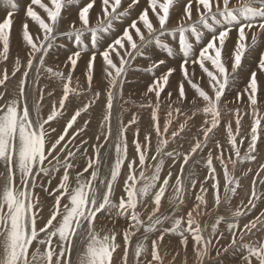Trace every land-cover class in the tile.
<instances>
[{"label":"snow or ice","instance_id":"obj_1","mask_svg":"<svg viewBox=\"0 0 264 264\" xmlns=\"http://www.w3.org/2000/svg\"><path fill=\"white\" fill-rule=\"evenodd\" d=\"M7 2L13 10L16 8L14 0ZM73 2L75 0H30L25 14L38 25L39 32L36 35L30 32L27 22L22 25V40L27 49L26 62L22 64L18 57L11 72L12 77L18 72L21 73L14 97L7 91V69L0 72V264H74L72 252L77 238L82 233L87 243L77 264H117L114 254L118 249H122L118 264H163L159 248L165 233L177 234L185 249L191 238L195 256L200 264H203L204 258L209 256L213 237L220 236L217 229L221 221L218 219L212 225L211 234L206 238L203 235L206 229L201 227L195 216L205 214L201 206L207 205L205 196L209 188L213 190L214 206H220L221 182L214 166L213 151L210 150L205 163L207 174L200 183L201 194L195 196L193 206L176 216L175 213L181 211V206L186 202L185 166L208 146L210 134L221 125L222 97L229 80L234 78V74L241 67L250 47L249 39L255 44L257 35L264 33V0H184L175 28H169L168 25L170 13L178 0H147V6L136 19L123 28L119 36L102 51H93L90 54L85 70L87 89L81 88L78 78L73 86V73L80 60L81 51L86 49L74 51L67 58L64 65L69 69L67 74L46 66V57L55 39L62 11L66 4ZM138 3L139 0H129L127 8L121 10L122 0H99L100 10L93 24L90 11L97 5V0H88L78 10L79 26L76 22L71 23L68 35L73 36L79 44L81 38L88 34V43L92 48H96L98 35L109 32L114 22ZM33 6L42 10L45 15L42 16ZM12 25L13 11H8L0 20V60L3 61L9 58ZM233 31L237 35L235 47L231 55L225 58V43ZM170 32L177 34L175 47L182 57L179 63L182 79L178 84L176 99L173 100L172 92L167 93L168 111L161 124L158 116L161 94L168 87L169 78L177 71L176 68L169 67L152 80L144 93L145 96L152 94L155 97V103L149 99L147 105L141 104V107L152 108L150 130L141 140L140 129H135L130 154L126 133L131 125L137 123V116L133 114L127 124L118 122V132L114 137V160L108 165L109 173L101 176V150H110L105 146L113 140V104L115 99L123 98V77L127 66L137 56H143L149 45H158L166 51L169 58L173 57L172 47L162 39ZM206 32L207 39L201 44ZM197 44L200 45L198 50ZM97 55L103 60L107 80L106 103L99 125L101 132L95 136L96 143L91 145L92 155L86 156V165L81 171H76L75 157L77 153L86 155L81 149L88 141L82 140L78 145L75 141L87 130L90 121L85 120L78 128L74 126L78 118L96 103L101 92L96 91L87 103L75 109L61 129L53 127V123L63 117L70 96H79L83 91H91ZM227 61L231 62L230 68ZM165 63V59L154 61L149 71ZM196 66L202 74L200 78L207 77L208 90L195 82ZM42 71L59 80L62 85L60 98L51 103L46 115L42 114L45 92L43 88L38 87ZM258 71L264 73V55L259 58ZM31 73H35L32 83L37 86L38 92L34 105L29 103L28 82ZM185 82L194 90L196 96L191 103L195 105L199 102L200 105L191 115L183 113L179 107L173 109V104H183L187 99ZM259 88L257 72L253 71L243 91L236 94L234 101H230L243 103L246 96L250 111L241 115L239 108L229 109L228 112L235 121V129L231 120L225 125L227 144L230 148L226 149L220 141L215 142L214 150H218L215 160L222 167L223 193L229 202L231 194L241 185L225 164V152L234 153L241 162L256 161L257 156L254 154L257 152L258 142L264 136V113H261L259 108ZM47 95L52 96L53 93L48 92ZM173 112L186 118L179 123L176 130L170 132L172 121L176 118ZM197 113L203 114L199 126L202 139L195 138V143L183 153L176 149L169 150L170 143L184 133L188 121ZM244 115L249 116L252 123L248 133L241 136V121ZM237 137L241 138L238 140ZM245 140L248 141L247 149L241 157V146ZM165 157L172 161L170 168L177 163L180 165L174 180L171 170L161 176ZM228 160L235 169L236 161L230 156ZM148 161L155 163L148 164ZM146 165L151 169V175L145 174ZM123 168L127 169L125 178L122 184L118 185ZM251 172L252 169L248 168L243 175ZM262 173L264 163L260 164L254 174L251 181L252 190L246 204L241 201L248 211L256 207V200L264 198L256 192L257 181L264 185ZM57 174L59 179L56 186L50 187L53 175ZM43 178H47V184L40 182ZM195 183V180L190 181L193 187ZM233 184L235 186L230 187ZM38 187L52 201L47 217L43 216L44 204L40 193L36 191ZM116 187L121 188L119 197L115 196ZM169 188L172 195L167 199L168 203L173 205V214L160 215L162 201L166 199ZM141 206L147 212L146 220L141 218L138 211ZM106 211H110L114 217H127V227L122 232L110 230L109 233L101 235L96 229V222L98 215ZM244 215L246 212L240 208L234 211L233 216L237 221L227 226L231 238L223 251L227 252L229 248L239 246L244 249L243 264H264V239H258L256 244L245 242L246 233L253 235V230L264 228V211L241 226L238 218ZM167 222H170L171 226L164 228L148 245L149 234L157 232L158 226ZM141 229L143 239L133 245L132 238L141 232ZM118 235L121 237L119 242ZM130 248L133 249L131 260ZM219 255L218 250L217 256Z\"/></svg>","mask_w":264,"mask_h":264},{"label":"bare ground","instance_id":"obj_2","mask_svg":"<svg viewBox=\"0 0 264 264\" xmlns=\"http://www.w3.org/2000/svg\"><path fill=\"white\" fill-rule=\"evenodd\" d=\"M14 1H16V8L13 10L11 5L8 4L7 0H0V20H2L6 16V13L8 11H13V25H12V29H11V35H10V51H9V55H10V58L13 57L15 60L19 57V59L21 60V63L24 64L26 62V51H27V49H26V46H25V44L23 43V40H22V25L25 22H27L29 24L30 32H32L34 35L38 34L39 29H38V25H36L35 22H33L29 18H27L26 14H25L26 13V8L30 4V0H24L25 4L22 3V0H14ZM45 2H47V0H45ZM87 2H88V0H75V2H73L71 4H66L65 8L62 11V18L60 20L58 29H57V31L55 33V39L52 42V47L50 48V50L48 52V55L46 57V66L52 67L56 71L62 70L65 74H67L69 69L64 67L65 62L67 61V58L70 55H72L74 51L81 50V49H86L84 51H81L80 60L78 61L76 70L73 73V83H74V77L77 76V78L79 79V84L81 85L82 89H87V80H86V76H85V70H86V64H87V61L89 59L90 54L93 51H95V52L102 51L103 48L106 47V45L108 43H110L112 40L115 39V35H114L115 34V29L114 30H110L109 32H107L105 34L98 35V38H97L98 39V45H97L96 48H92L91 45L88 43V40H87L88 34H85V36L81 38V41H80L79 44H77V42L74 40L73 36L68 35L69 25L71 23L76 22L77 26H79L78 10H79L80 7L84 6ZM128 3H129V0H124L122 2V9L121 10L126 9L127 6H128ZM183 4H184V0H178L176 5L174 6L173 10L171 11V13H170V21H169V25H168L169 28H175L176 27L177 19H175L174 13L179 11L178 15H180L181 14L180 11H182ZM146 6H147V0H139V3L137 5H135L133 8L129 9L127 14L124 15L125 19L124 20L120 19V20H122L121 23H126L127 21L130 23L132 20L136 19L138 17V15L140 14V12ZM33 7L36 8V6H33ZM36 10L40 11L39 13L42 16L45 15L42 12V10H40L38 8H36ZM99 10H100V8H99V0H97V5L90 11V19H91L93 24H95L96 16H97V13L99 12ZM194 19H195V13H194ZM61 32H63V33H61ZM59 33H61V36H60ZM166 39L170 40V33L167 35ZM236 39H237L236 32L233 31L232 32V38L230 39V42H229V38H228V40L225 43V48L227 47L228 43H230V45H229L230 48H227L228 50H226L224 48L223 55H224L225 58H227V57H229L231 55V53H232V51H233V49L235 47ZM260 40H262L261 41L262 43H260L261 48L254 49V53L255 54L253 53L254 54V58L257 59V61H256L257 64L253 65L252 69H253V71L258 72V75H257L258 84L260 85V89L262 91L264 89V73H261V72L258 71V61H259V58L261 57V55H264V33H260V34L257 35V41H260ZM249 44H252L250 39H249ZM67 46H70V49H65V47L67 48ZM151 47H153L154 49L158 48V49L161 50V52L163 54L162 55V59H165L166 63L164 65H161L157 69L149 71L150 65L154 61L159 60L154 55L153 50L152 51L148 50V48H151ZM225 50L228 51L227 55H225ZM250 57H251V55H250ZM49 59H52L53 63H50ZM175 63L179 65L180 62H177V61L169 58L167 56L166 51L163 48H161L158 45H149L144 50V55L140 56V59H138L136 57L134 60H131L129 65L127 66L126 74L123 77V98L122 99L121 98H117V99L114 100L111 123H112V131H113V136H114L115 130L118 127V122L123 121L125 124H127V122L131 119V115H133V114H137V117L140 116L142 118V119L140 118L141 121H140V124L138 126H133L134 128H129L128 131H127V133H128L127 136H128V139H129L128 142L130 143L129 144V146H130L129 147V153L130 154H131L132 148H133V145H132L131 142L133 141L132 139L135 138L134 137L135 129L139 128L142 131V135H143L142 137H144V134L147 131L150 130V123H151L150 114H151L152 108L146 107V106L145 107H141V104L147 105L149 99H151L153 101V103H155V97L152 94H149V96H145L144 93L146 92V89H147L148 85L152 82V80L155 79L156 77H158L159 75H161V73L166 71L167 68H169V67H173V68L177 69V71L173 74V76L169 78V81L173 77H175L176 84H177L176 86L178 88V84H179L180 80L182 79V76H181L180 72L178 71L179 70V66H176ZM227 63H228V66L230 68V63L231 62L227 61ZM139 65H144V66H141L140 70H139V71H141L142 74L139 75V76H135V78H132L131 79L132 83L130 82V86L127 87V83L128 82L124 83V78L126 77V80L128 79V75H129L128 69L129 68L130 69L131 68L138 69ZM69 67H70V65H69ZM240 69H242V68H240ZM13 70H14V67H10L8 69V73L11 75V72ZM21 71H23V69ZM196 74H197V72H196ZM237 74H238V72H237ZM20 75H21V73L18 72L15 77L10 79L8 85L9 86L13 85L14 88H15L17 83H18V81H19V79H20ZM34 76H35V73H31L30 74V78H29V82H28L29 103H30V105H34L35 100H36V98L38 96V92L36 90L37 86L32 83V79L34 78ZM96 77H97V79H96ZM196 77H197V79H196L195 82H197V83L202 82L204 84L203 88H205V90H208L207 89V77H205L203 79H201L197 75H196ZM249 79H250V77H249ZM137 82H139V83H137ZM247 82H246V84H247ZM124 84L126 85V87H124ZM172 86H173V84H172ZM38 87L43 88L44 92H45L43 103L58 101V99L60 98V96L62 94L61 82L59 80L51 78L49 76V74L47 75L43 71L40 74ZM54 88H56V90H54ZM170 89H171V87H170ZM51 90H54V92H52ZM106 90H107V80L105 79L103 60H102V58L99 55H97V59H96V62H95V65H94V71H93L92 89H91V91L86 92V93H85V91H83L84 93L82 95H79V96L75 95V97H74V107H75V109H77L79 107H82L84 103H87L89 101L90 97H93V93H95L96 91H100L101 95H100L99 99L96 101V103L93 104V106L89 109V113H87L85 115H82L79 118V121L82 124L84 123L85 120H90V123L87 126V130L85 131V134L77 137L76 141L80 142V141L86 139L91 144L96 143L95 136L101 132V129H100L99 125H100V122H101V119H102V115H103V112H104V105L106 103ZM12 91L13 90H8L9 93H12ZM185 91H186L187 99L183 102V104H173V109H175L177 107H180V108H182V107L191 108V107H199L200 106L199 102L197 104H195V105L191 103V101L193 99H196V96H195V93H191V94L188 93V92H190V86L186 82H185ZM242 91L243 90H241L240 92H242ZM48 92H52L53 95L52 96H48L47 95ZM168 92H171V91L169 90ZM226 94H228V93L226 92ZM176 95H177V89L175 90V92H173V100L176 99ZM234 95H235V93H234ZM14 96H15V94H14ZM189 98H191L192 100H190ZM259 98L264 101V94L261 95L259 93ZM226 100H227L226 98L222 97V101H223L222 113L223 114H224V112L226 113V112H228L229 109L233 108V104L226 103ZM244 101L245 102L239 103V104L235 103V106H239V105L243 106L244 104L246 105V96L244 97ZM262 102H259V108H260L261 111L264 110V103H262ZM44 107H46V109L49 112L51 104H50V106H44ZM71 107H73V102H70V101L67 102L66 109H69ZM160 108H161L162 111H164L163 114H165L164 117H162V120L160 119L161 123H163V121L166 119V115H167V111H168L167 93L163 94V95L161 94V107ZM130 110H133V112L129 113ZM246 111H248V110H246ZM127 115L130 116L129 119L126 118ZM229 117L231 118V116H229ZM160 118H161V116H160ZM202 120H203V114L202 113L200 115L194 117L193 122L197 123V125L195 126V129L192 131L193 133H191L190 135H188V134L184 135V133H183L184 136H187V135L188 136L186 138L184 137V139H178L180 144L182 145V147L185 150L190 148L191 145L195 143V138L199 137V138L202 139V135L199 134V126L201 125ZM245 120H246V118H245ZM228 121H229V119H228ZM138 123H139V121H138ZM232 123L235 124V121H234L233 117H232ZM251 123H252V121L247 122V125L249 126V128L251 126ZM178 125H179V122H178ZM188 126H190V125H188ZM188 126H186V127H188ZM171 129H173V128H171ZM153 136H155L154 133H153ZM141 140H142V138H141ZM226 141H227V139H226ZM224 143H225V141H224ZM110 144L114 145V137H113V140H111L109 142V144L106 145V146H109ZM111 152H112V150H109L108 161H107L108 165L111 164V162L114 160V154H111ZM208 152H209V149H208L207 153ZM207 153H205V155H207ZM226 154H228V153L226 152ZM76 157H77V170L81 171L83 169V167L85 166L82 163V160L84 159V157L82 158V160H81V155H76ZM230 163L231 162H229L227 160L225 161V164H230ZM228 169H229V172L231 173L233 171V165L232 164L229 165ZM167 171H169V170H167ZM146 172H147V170H146ZM125 173H126V168H123L122 169V175H121L119 181L117 182L118 185L122 184L123 179L125 178L124 177ZM58 179L59 178H57L55 180V182H54L55 185H56ZM54 183H53V185H54ZM196 191H197V189H196ZM120 194H121V188L120 187H116L115 195H120ZM226 217L231 218L233 216H225L224 214L217 213L215 221H217L218 219L220 220L222 218H226ZM107 222H109V221H107ZM206 222H209V220H207ZM168 237L171 239L169 242H166V241H161L160 242V245H161V247L164 248V251H166V254H167L168 250H171L170 254H172L173 257L174 256L175 257L176 256L179 257L180 254H185L186 259H181L182 262L179 261L180 263L178 262V259H177V261H174V262H167V260H166L167 257L164 258L165 252L163 251L164 252L163 253L162 250H161L163 255H162L161 252H160V255L162 257L163 264H200L199 260L195 256L194 251L192 252V250H189V249H191V245H192L191 238H189L188 246L185 249L180 244V242L175 243L174 246H172L173 244L170 245V243H174L177 239H179V236L177 234L168 233ZM156 238H157V236L156 237H152L151 240L152 239H156ZM212 249H213V244H212V247H210V249H209V256L204 258L203 264H210V262L215 259V255L212 254ZM241 249H242L241 247H238L239 251ZM121 253H122V249H118L117 252L114 255L116 260L120 258ZM167 256H169V255H167ZM130 260H131V258H130ZM77 262H78V259H74V264H77ZM241 263L243 264V261Z\"/></svg>","mask_w":264,"mask_h":264},{"label":"rangeland","instance_id":"obj_3","mask_svg":"<svg viewBox=\"0 0 264 264\" xmlns=\"http://www.w3.org/2000/svg\"><path fill=\"white\" fill-rule=\"evenodd\" d=\"M123 1L124 0H122V2ZM14 2L16 4V1H14ZM22 3H24V0H22ZM38 12H40V11H38ZM178 12L179 11H177V12L174 13V17L177 20H178V17H179ZM180 12H182V11H180ZM120 19L124 20L125 19L124 15ZM120 19L118 21H115L114 22L113 27L111 29V30H114L115 29V34H114L115 35V38L117 36H119V34L123 31V28L126 27V25L129 24L128 21L126 23H121L122 20H120ZM61 33H63V32H61ZM61 33H59L60 36H61ZM167 35L164 36V37H162V39L166 43H169V45L172 47L173 57H171V59H173V60H175L177 62H180L181 61L180 58H182V57H181V54L177 51V49L175 47L176 42H177V34L174 33V32H170V40H167L166 39ZM207 36H208V33L206 32L205 33V37L201 41V44L207 39ZM231 38H232V33L229 34V42H230V39ZM262 40L256 41L257 43L255 42V44H249L250 47H249L248 51L246 52L245 57L243 58L242 63H241V67L240 68H242V69L239 68L238 71H237L238 74L235 73L234 74V78H230L229 85H228V87L225 90V94H224L223 98H226L228 100V101L226 100V103H230V101H234L235 100L234 98H235L236 94L239 93L241 90H243L245 88L246 82L248 81V79L250 77V74L253 72V69H252L253 68V65H256L257 64L256 63L257 59L254 58V54H255L254 53V49L261 48L260 43H262L261 42ZM229 45H230V43H228L227 47L225 48L226 50H228L227 48H230ZM199 47H200V45L197 44L196 45V50H198ZM65 49H70V46H67V48L65 47ZM148 50H150V51L153 50L154 55L156 56L157 59H162V55L163 54H162V52H161L160 49H158V48L157 49H154L153 47H151V48H148ZM226 50H225V55L228 54V51H226ZM250 55H251L252 58L250 57ZM137 58L140 59V56H137ZM15 61L16 60L13 57L10 58V55H9V58H8L7 61L0 60V72H2L4 69H7V71H8V69L10 67H15ZM49 61H50V63H53V60L52 59H49ZM141 66H144V65H139L138 69H135V68H131V69L129 68L128 69V72H129L128 79L126 80V77L124 78V83H127L128 82L127 83V87L130 86V82H131V79L132 78H135V76H139V75L142 74L141 71H139ZM176 66H179V65L176 64ZM195 71L197 72L196 75L198 77H201L202 74H201L200 69H199L198 66H196ZM45 74H47V73H45ZM257 75H258V72H257ZM205 77L206 76H204L203 78H205ZM11 78H13V77L9 74V80L7 81V91L8 90H13L12 93H11V95L14 96V94L16 95L19 81H18L16 87L14 88L13 85H10V86L8 85ZM96 79H97V77H96ZM75 80L77 81V76L74 77L73 86L76 85V81ZM137 83H139V82H137ZM172 84H173V86H172ZM199 84H200L201 87L204 86V84L202 82H200ZM176 85H177L176 84V79H175V77H173L169 81V85H168V87L165 88V91L162 93V95L168 93L169 90L172 93L175 92V90L177 89V86ZM169 86L171 87V89H170ZM124 87H126L125 84H124ZM54 90H56V88H54ZM54 90H51V91L54 92ZM260 91H261V89L259 88V91H258V101L259 102H262L263 100H261L259 98V93L261 95H263L264 94V89L261 92ZM86 92H89V91H85V93ZM226 92L228 94H226ZM188 93L189 94L194 93V90L191 89V87H190V92H188ZM234 93H235V95H234ZM74 97H75V95L70 96V99H69L70 102H73V107H71L69 109H66V111L64 112L63 117H61L58 122H54L53 123V127H56L58 130L61 129L64 126V122L68 118H70V116L72 114H74V110H75V107H74ZM189 99L192 100L191 98H189ZM69 101H67V102H69ZM67 102H66V105H67ZM51 103L52 102L43 103V106H42V114L46 115L48 113V110L44 106H50ZM262 103H264V101ZM230 104H233V108H232L233 110L236 109V108H239L240 109V112H241V115H243L246 112V110L250 111V109H248V107H247V103H246V105L244 104L243 106H241V105L235 106V103L234 102H232ZM196 108L197 107H191V108L182 107L181 110H182L183 113L186 112L188 115H191L192 114V111L194 109H196ZM132 112H133V110H130L129 111V113H132ZM163 112L164 111H162L161 108H160V110L158 112V116H159V118L161 116V118H160L161 120H162V117H164V115H165V114H163ZM87 113H89V111ZM87 113H83L82 115H85ZM261 113H264V110L261 111ZM200 114L197 113L196 116H198ZM135 115L137 116V114H135ZM173 116L176 117V118H175V120L173 119L172 125L170 126V129L173 128L174 130H176L177 127H178V122L179 123H180V121L183 122L185 120L184 119L185 116L184 115L177 116V114L175 112H173ZM222 116L223 117H222V120H221L222 122H221L220 127L217 130H214V132L212 134H210L211 136H210V140H209L208 146L206 148H204V150L202 152H199L196 156H194L190 160L189 165H186L185 166L184 183L187 186L186 187V194H185V201L186 202H185L184 205L181 206V211H177L175 213L176 216L181 215L182 214V211H186L188 208H190L191 206H193V204L195 203V196L201 194L200 189H199L200 188L199 185L203 181L205 175L207 174V169L205 167L207 155H205V153H207L208 149H209V151L210 150L213 151L214 166L217 168L218 179L221 182V189H220V192H221V204H220L219 207L214 206L213 190L211 188H209V191H208V193L205 196V199L207 200V205L206 206H201L202 207V211L205 214L196 215L195 216V219L197 220L198 223H200L201 227L204 228V229H206V231H204V233H203V235L206 238L210 236L211 229H212V225L216 223L215 219H216V214L217 213L224 214L225 216H233L234 211L237 208H240L241 211H245L246 212V215L241 216V217L238 218V222L242 226L244 223L248 222L249 220L254 219L255 216L259 215L260 212L264 211V198L259 199V200H256L255 201L256 207L255 208H252L250 211H248L247 209H245L244 206H243V204H241V201H243L246 204L247 199H248V197H249V195L251 193V190H252L251 181L254 178V174L259 169L260 164L264 163V136H262L261 140L258 142L257 152L254 154V155L257 156V160L256 161H244V162H241L239 159L236 158V156H235L234 153H231L229 151H226L228 153V154H226V152H225V161L226 160L229 161L228 160V157L229 156L232 157L231 158L232 160H235L236 161L235 169H233V171L231 173H232V175L234 176L235 179H238L240 181V185L241 186L239 188H237V190H236V192L234 194H231L230 202L224 197V193H223V183H224V181H223V170H222V167L219 165V162L215 160V156L218 154V150H214V148H215V145L214 144H215L216 141H220L225 146L226 149H228V147L230 148V145H228L227 144V141H226L227 135H226V131H225V125L228 122V119L232 121V117L233 116L230 115L229 112H226V113L224 112V114L222 113ZM229 116H231V118ZM131 117H132V115H131ZM126 118L129 119L130 116L127 115ZM140 118L141 117L138 116L137 117V119H138L137 120V123L131 125V127H129V128H134L133 126H138L140 124V121H141ZM245 118H246V120H245ZM193 119L190 120V121H188V125H190V126L187 125L188 127L185 128L184 135L185 134L190 135L191 133H193L192 131L195 129V126L197 125V123H194L193 122ZM138 121H139V123H138ZM249 121H251V118L249 116H247V115H244L243 116V119L241 121V124H242L241 136L246 135L248 133V131L250 130L249 126L247 125V122H249ZM161 124H163V123H161ZM232 124H233V129H235L234 128L235 127L234 126L235 124L234 123H232ZM82 125L83 124L80 123L79 118H78V122H77V124L74 127L75 128H78V127H80ZM173 129H171L170 132ZM117 132H118V127L116 128L115 134H114L113 137H115V135L117 134ZM84 134H85V132L82 133L81 135H84ZM127 135H128V133H126V136ZM182 135H183V133L180 136L181 138L178 137L175 141H172L170 143V147H169L170 150L171 149H176V150H178V151H180V152L183 153V152L188 151L190 149V148H188V149L185 150L182 147V145L180 144V142H179L178 139H184V137L186 138L188 136V135L187 136H184V135L182 136ZM142 136H143L142 135V131L140 130V137L139 138L140 139L142 138V140H143V137ZM240 138L241 137H237V139H240ZM127 140L129 141L128 136H127ZM224 141H225V143H224ZM80 142L76 141L75 144L78 145V144H80ZM247 143H248V141L245 140L244 145L241 146V157H243L244 154H245V151L247 149ZM91 145L92 144L88 142L81 149V152H84L86 155H81L80 153H77V155H81V160L84 157V159L82 160V163L84 165H86V156H91L92 155ZM109 146H105V147L106 148H109L110 150H112L111 154H114V145H111L110 147ZM154 146H155V136H153V153H154ZM153 153H150V154H153ZM108 154H109V151L101 150V161H102V164H101V176H104V175H106V174L109 173V167H108V164H107ZM147 163L148 164H154L155 162L148 161ZM75 164H76V169L75 170L76 171H79V170H77V157H75ZM231 164L232 163L227 164V167H229V165H231ZM170 165H172V161L170 159H168L167 157H165L164 158V167H163V171L161 172V176L163 177L164 175H166L167 172H168L167 170H171L173 172V180H174L175 179V175L178 173V170H179V166L180 165H179V163H177L174 167H171V168L169 167ZM248 168H251L252 169V172L251 173H248V175H246V176L243 175V173L247 172ZM146 170H147V172H146ZM126 171H127V169H126ZM145 174L146 175H151V169L147 168V165H146V169H145ZM85 175H87V174H85ZM261 175L264 176V173H262ZM57 178H59V175L58 174L57 175H53V177H52V183H51L50 187H53L54 188L56 186L54 182H55V180ZM191 180H195L196 181L194 187L190 185V181ZM40 182L47 184V178H43ZM53 183H54L55 186L53 185ZM234 186H235L234 184L233 185H230V187H234ZM205 187H208V185H205ZM196 189H197V191H196ZM36 191L40 193L41 200H42V202L44 204L43 216L44 217H47V215H48V209H49L52 201H51L50 198L47 197L46 193H43L40 190L39 187L36 189ZM256 192H257V195L258 196L264 197V185L259 184V181H257ZM171 195H172V190H171V188H169V190L166 192V199L162 201L161 212L159 213L160 215H172L173 214L172 211H171L173 205L170 204V203H168V199H167ZM115 196L116 197H119L120 195H115ZM150 208H151V205H149V210H150ZM138 211H140V213H141V218L146 220L147 212L144 210V208L141 206L140 208H138ZM262 219H264V217H262ZM207 220H209V222H206ZM107 221H109V222H107ZM220 221L221 222L219 223L218 229H217L218 230V233L220 234V236L213 237L212 254L215 255V259L212 260L210 262V264H242L241 262H242V255L244 254V249H241L239 251L238 250V247L239 246H236L234 248H229V250L227 252H224L223 251V248L224 247H227L229 245L230 238H231L230 237V233L227 231V226H228L229 223L236 222L237 221V218H235L234 216L231 217V218L226 217V218L220 219ZM127 222H128V218L127 217H114L113 214L110 211H106V212L98 215V220L96 222V229H97V231L100 232L101 235H104V234L109 233L110 230H116L117 232H122L124 230V228L127 227ZM42 223H43V220L40 221V224H42ZM170 226H171V223L170 222H167V223H165L162 226H158V231L157 232L149 234V240L147 241V244L150 245L151 238L152 237L158 236L161 232H163V229L164 228H167V227H170ZM253 232H254L253 235H249L247 233L245 234V242L246 243H251V244H254L255 243L256 244V242H257L258 239H264V228H258L256 230H253ZM142 233H143V230L141 229V232L137 233V235L132 238L133 245L135 244V242L143 239ZM179 239H180V237H179ZM179 239H177L174 243H170V245L173 244L172 246H174L175 243H177V242L180 241ZM117 240H118V242H119V240H121V237L119 235L117 237ZM170 240L171 239L168 237V233H165L164 234L163 241L169 242ZM86 243H87V241L83 239V233H82L81 236L79 238H77L75 248H74V250L72 252L73 262H74V259H78L79 260V257L81 255V253H83L84 250H85ZM192 245H193V241H192ZM192 245H191V249H189V250H192V252H193V246ZM238 245H239V241H238ZM160 248H159V252H161V250L163 252L164 251V248L161 247V245H160ZM132 250L133 249L130 248V258L131 259H132V256H131ZM218 250L219 251L221 250L219 256H217V251ZM164 252H165L164 258L167 257L166 258L167 262H174V261H177V259H178V262L179 261L182 262L181 259H186L185 254H180L179 257L178 256H176V257L174 256L175 257L174 258L173 255L170 254L171 253V250H168L167 251V254H166V251H164ZM163 253H162V255H163ZM167 255H169V256H167ZM118 261H119V259H117V263H118Z\"/></svg>","mask_w":264,"mask_h":264}]
</instances>
